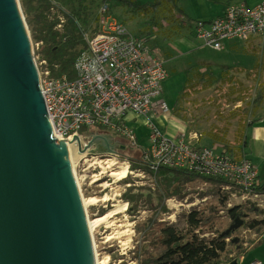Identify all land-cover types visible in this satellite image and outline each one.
<instances>
[{
  "label": "rangeland",
  "instance_id": "374dc122",
  "mask_svg": "<svg viewBox=\"0 0 264 264\" xmlns=\"http://www.w3.org/2000/svg\"><path fill=\"white\" fill-rule=\"evenodd\" d=\"M58 1L69 12L76 11V6L79 5L77 2L80 1L82 8L80 15L85 18L87 25H84L82 21L80 22L85 31L91 34L97 30L96 27L99 28L97 18L100 16L101 7L104 9L109 6L108 3H102V0ZM20 3L25 15L22 0ZM119 10L113 6L109 8L108 13L118 20L123 19L124 14H120ZM48 14H50V9ZM126 26L132 35H137L142 31L145 22L142 18L130 19L127 20ZM152 30L157 31L155 26L152 27ZM30 33L35 46V55L43 59L41 55L43 44L34 41L31 29ZM155 37L154 35L152 39ZM203 44L205 52L180 57L174 63L169 64V66L174 65L173 68L168 69V66H165L168 69L169 78L164 82V93L161 99L166 101L171 113L163 115L166 118L164 123L167 127H171L174 123H185L186 132L189 135L191 132L202 134L204 143L209 144V147L217 152L228 151L225 144H231L238 150L239 141L244 140V131L249 125L255 123L257 117L264 114V57L255 61L253 56L247 55L251 61H255V65L260 62V70L256 72L253 67L256 73L252 75L241 74V72L240 75H236L238 72L235 73L227 65L235 63L237 58L222 59L221 56L232 57V55H236L237 57L239 52L229 54L232 50L229 47L225 51H218L205 43ZM152 45L163 47L167 43L164 39H160L158 42L153 41ZM154 54L160 57L157 55L158 53ZM43 56L47 58L45 49H43ZM207 65L211 66L208 79L210 83L207 84L205 82L207 78H203L204 83L198 86L196 81L204 76L201 75L199 69L209 67ZM222 72H226L227 75L224 76ZM158 100L154 99L153 103H157ZM214 127L219 129L221 133V140L217 141L222 143L220 146L223 148L218 145L221 149L217 146L218 143L215 145L207 140ZM145 131L140 133L141 138L148 134L149 129ZM88 132L89 130L85 133ZM115 137L125 139L118 134H115ZM92 138L93 136L87 138L84 135L81 139V148L84 149V142L87 143ZM199 142L200 140H192V143L197 146H200ZM75 146L79 151V143ZM139 146L147 148L149 144L147 140L142 139L141 142L139 141ZM127 148L136 149L130 144H127ZM228 152L232 153V151ZM102 154L109 153H89L88 155L84 153L77 160L78 176L85 197L97 196L101 198L107 195L111 199L96 206H89L90 218L101 216L110 210L122 208L125 205L127 207L126 211L116 215L111 223L104 224L97 229L95 238L100 260L108 259V264H146L148 258L158 257L164 251L160 244L161 229L170 225L176 226L181 231L188 230L187 216L194 210L199 211L205 217L204 232L198 231L199 235L201 234V237L205 238H212L216 236V233L225 232L235 221L239 225L237 223L239 219L242 221V224L238 226L240 228L233 231L230 237L226 239L228 248L226 255H222V260L223 258L227 259L234 252L236 244L233 243V240L235 238L243 240L245 237L248 240L246 249L252 246V239L257 238L255 232L258 233L259 230L253 229L250 223L254 220H264V195L257 199L254 197L247 198L244 196V192L236 186L221 184L216 180L198 178L185 185L180 196L165 199L162 197L161 190L155 185L154 178L147 171L144 173L140 169L134 171V176L130 175V172L134 170L131 167V159L122 156L117 159L111 155L99 158L95 156ZM83 155L87 156L82 159ZM93 156L94 158H92ZM102 160H114L117 165L113 169L119 171L125 166L128 167L127 179L118 181L116 177H110L108 175L110 169L105 168V165L104 168L98 165L99 161ZM96 162L98 163L95 164ZM100 174V181L93 184V177ZM104 183L110 184V187L104 189L102 186ZM129 189L132 190L131 194L143 195L138 201L137 213H130L128 210L131 205L124 200L123 196L129 192ZM235 208L242 214L233 220L229 217V210ZM255 227L260 228L262 226ZM111 235L113 239L109 240L108 237ZM244 257V253L239 254L237 261L241 262Z\"/></svg>",
  "mask_w": 264,
  "mask_h": 264
},
{
  "label": "water",
  "instance_id": "95a60500",
  "mask_svg": "<svg viewBox=\"0 0 264 264\" xmlns=\"http://www.w3.org/2000/svg\"><path fill=\"white\" fill-rule=\"evenodd\" d=\"M17 1L0 0V264H97L67 144L79 143L78 154L139 160L140 153H118L130 141L95 125L83 133L93 136L84 149L77 131L57 143L35 46ZM239 225L235 221L223 235Z\"/></svg>",
  "mask_w": 264,
  "mask_h": 264
},
{
  "label": "built area",
  "instance_id": "2783aa9c",
  "mask_svg": "<svg viewBox=\"0 0 264 264\" xmlns=\"http://www.w3.org/2000/svg\"><path fill=\"white\" fill-rule=\"evenodd\" d=\"M48 1V16L56 22L55 28L62 30L70 12L57 0ZM108 12L109 6L101 10V28L92 34L80 28L86 48L74 63L77 75L74 80L67 75L53 76L48 61L35 57L47 116L52 118L50 121L57 143L71 140L72 133L76 131L82 139L88 125H95L125 137L137 146V134L128 125L130 115L171 113L166 101L161 99L163 83L169 77L162 61ZM198 29L200 38L217 50L225 47V41L248 42L253 37L264 36V1L255 8L245 4L231 5L222 17L211 23L210 28L206 29L201 23ZM154 99L159 100L153 103ZM150 129L144 161L152 164L154 172L161 167L187 169L202 177L226 180L240 188L247 198L257 199L264 195V192L256 191L258 174L250 161H237L225 150L217 152L213 148L193 144L192 140L203 137L197 132H191L190 139L186 140L185 132L169 137L154 124ZM105 155L120 158L114 154L95 156ZM134 173L132 171L130 175L134 176ZM253 229L259 232H255L257 238L252 239V244L264 241V227ZM239 244L246 249L248 240L239 238ZM251 264L263 263L255 260Z\"/></svg>",
  "mask_w": 264,
  "mask_h": 264
},
{
  "label": "crops",
  "instance_id": "0c3cea01",
  "mask_svg": "<svg viewBox=\"0 0 264 264\" xmlns=\"http://www.w3.org/2000/svg\"><path fill=\"white\" fill-rule=\"evenodd\" d=\"M263 1L264 0H102V3H108L110 6L109 8L114 6L116 9H120L119 12L120 14H124V17L123 19L117 20L125 26L127 20L142 18L145 22V26L140 33L133 35L141 39L147 47L150 46L148 48L151 51L156 54L158 53L157 55L165 61L163 62L169 69L174 66H169V64L174 63L180 59V57H187L191 54H201L205 52L203 43L206 45L207 43L204 39L200 38L198 31V27L201 23L208 29L211 27L213 21L224 15L227 7L245 4L249 8H255ZM70 14H73L72 11H70ZM97 21H100V16L97 18ZM153 26L156 27L157 31L152 30ZM99 28H101L100 24ZM99 28L96 27L95 29ZM154 35L156 37L152 39ZM160 39H164L167 45L163 47L152 45L153 41L158 42ZM224 46L222 50L218 51H225L229 47L232 49L229 54L239 52L237 57L236 55H232V57L221 56L222 59L237 58L235 63L227 65L235 73L236 71L238 72L236 75H240V72L241 74L252 75L260 70V62H258V64L256 63V65L254 62L257 61L258 58L264 57V36L253 37L248 42L229 40L224 42ZM247 55L253 56L255 61H251ZM207 66L209 67L199 69V71L201 70V74L210 72L209 68L211 66ZM253 67L256 72L253 70ZM168 69H166L167 72ZM163 115L164 114H151L149 116H137L132 114L128 117V125L138 134V142H141L142 139L148 142L151 132L150 126L152 124L156 125L163 134L169 137L179 136L182 132H185L186 140L190 139V135L186 132L187 126L185 123H174L171 127H167L164 123L166 118H164ZM146 129H149L148 134L141 138L140 133L146 132ZM244 135V140L239 141L238 150L235 149V146L232 147L231 144H225V146H227L229 151H232V153H229L236 160L240 161L242 159H247V161H250L257 170L258 184L264 185V114L257 117L253 125L251 124L248 126L244 131ZM220 136L221 133L219 129L214 127V130L209 134L207 140H210L216 145L219 143L217 141L221 140ZM203 139L204 136L201 138L199 145L209 147V144H205V140ZM220 144H217V146ZM242 253H244L245 256L244 260L241 261L243 263L238 261V264H251V262L255 260L264 264V241L252 244L249 249H244L240 244H236L234 252L229 255L228 259H232V261L235 259L237 260L238 255ZM223 255L225 256L226 253ZM222 261L224 263L227 262V264L232 262L229 260Z\"/></svg>",
  "mask_w": 264,
  "mask_h": 264
},
{
  "label": "trees",
  "instance_id": "16d2710c",
  "mask_svg": "<svg viewBox=\"0 0 264 264\" xmlns=\"http://www.w3.org/2000/svg\"><path fill=\"white\" fill-rule=\"evenodd\" d=\"M22 3L34 41L43 44L41 55L43 59L48 61L49 67L52 69V75L56 77L67 75L70 80H74L77 76L74 70V63L86 48L80 31V28H83L80 21H82L84 25H87L85 18L80 15L82 9L81 2H77L79 5L76 6V11H72L73 14L66 15L67 24L62 30H57L55 28L56 22H53L48 16L50 8V2L48 0H22ZM43 49H45L47 53V58L43 56ZM158 59L162 61L165 67V61L160 57H158ZM222 74L224 76L227 75L226 72H222ZM201 75L204 76L196 81L198 86L204 83L202 81L203 78H207L205 81L207 84L210 83L208 81L209 73ZM163 93L161 97H163ZM129 144L132 145L130 142ZM134 147H136V150H131L124 144L120 149H115L118 153H140L139 160H131L133 171L141 169L144 173L147 171L151 174L154 178L155 185L161 190L162 197L165 199L180 196L184 186L198 178H205L212 181L216 180L219 181V183L221 182V184H229L226 180L202 177L187 169L161 167L157 172H154L150 164L144 161V147L139 146V142L138 145ZM227 150L229 151L228 148ZM124 158H127V156ZM128 191L129 192L125 193L123 196L124 200L131 205L128 211L130 213H137L138 201L141 200L143 195L131 194V189ZM256 191L264 192V185H257ZM241 214L238 212L237 208L229 210V217L233 220H236ZM204 221L205 217L202 213L194 210L187 216L188 230L181 231L176 226L170 225L162 228L160 244L163 246L164 251L158 257L148 258L146 264H227V262L224 263L222 261V255L227 251L228 244L226 243V239L230 236L226 237L223 235L224 232H222L216 233V236L212 238L201 237L198 231L204 232ZM250 225L253 226V228L255 226L264 227V220H254ZM228 258H223V260L232 261V259Z\"/></svg>",
  "mask_w": 264,
  "mask_h": 264
},
{
  "label": "bare ground",
  "instance_id": "6f19581e",
  "mask_svg": "<svg viewBox=\"0 0 264 264\" xmlns=\"http://www.w3.org/2000/svg\"><path fill=\"white\" fill-rule=\"evenodd\" d=\"M16 2H17V5H18V1L17 0H16ZM27 33H28V31H27ZM28 39L30 41L29 36H28ZM49 120L52 121V118L49 117ZM51 121H50V123H51ZM67 148H68V155H69L70 162H71L72 172H73V175L75 177V181H76V184H77V190H78V193H79V196H80V201H81V206H82L85 222H86V225H87V229H88L89 236H90V239H91V242H92L94 254H95V257H96L95 258L96 263L97 264H108V259L100 260V258H99V253H98V248H97L98 246H97V242H96V238H95L96 231L102 225L111 223V220L113 218H115V216L118 215L120 212L126 211V207L127 206L125 205L122 208H117V209L110 210V211H108L107 213H105L102 216H98V217H95V218H90L89 210H88L89 206H96V205H98L101 202L102 203L103 202H108L111 199L107 195H105L104 197H101V198L97 197V196H91V197H88V198L85 197V195L83 193V190H82L81 183H80V179H79V176H78V171H77V166H78L77 160H78V158H81V154H78V149L76 148V146L74 144H71V143L67 144ZM97 163L98 162H96L95 164H97ZM98 165L101 168H104V165H105V168L110 169V172L108 173V175L110 177H116V179L118 181L125 180L128 177V175H129L128 167H126V166L121 171L113 169V167L117 165V162H115L114 160H107V161L102 160V161H99ZM100 178H101V174L100 175H95L93 177L92 183L95 184V183L99 182ZM102 186H103L104 189H108L110 187V184L104 183ZM108 239L109 240L113 239V236L112 235L109 236Z\"/></svg>",
  "mask_w": 264,
  "mask_h": 264
},
{
  "label": "flooded vegetation",
  "instance_id": "af4514ba",
  "mask_svg": "<svg viewBox=\"0 0 264 264\" xmlns=\"http://www.w3.org/2000/svg\"><path fill=\"white\" fill-rule=\"evenodd\" d=\"M114 150H115V148H114Z\"/></svg>",
  "mask_w": 264,
  "mask_h": 264
}]
</instances>
